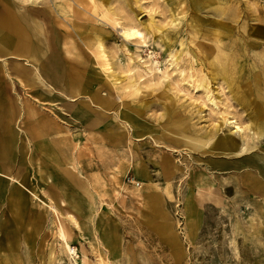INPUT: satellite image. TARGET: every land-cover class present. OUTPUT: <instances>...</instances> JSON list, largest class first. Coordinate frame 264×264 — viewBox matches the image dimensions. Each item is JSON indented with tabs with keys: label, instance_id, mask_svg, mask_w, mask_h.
Instances as JSON below:
<instances>
[{
	"label": "rangeland",
	"instance_id": "obj_1",
	"mask_svg": "<svg viewBox=\"0 0 264 264\" xmlns=\"http://www.w3.org/2000/svg\"><path fill=\"white\" fill-rule=\"evenodd\" d=\"M4 9L0 264H264V0Z\"/></svg>",
	"mask_w": 264,
	"mask_h": 264
},
{
	"label": "crops",
	"instance_id": "obj_2",
	"mask_svg": "<svg viewBox=\"0 0 264 264\" xmlns=\"http://www.w3.org/2000/svg\"><path fill=\"white\" fill-rule=\"evenodd\" d=\"M21 24V20L13 18L12 15L9 14V10L4 9L0 11V29H3L4 32L2 35H0V52H2L0 55L4 53L7 54L9 51H14V53L19 56L30 54L31 38L28 36L26 28L21 26ZM14 74L23 82L32 84L29 73L25 71L24 68L14 69ZM8 99L9 98L6 96L4 88L0 85V116L9 115V117H16V109H14L12 112V108H10L9 112H6L2 107L3 101ZM9 122L11 123V118L8 120H0V149L10 148L12 147L13 143H15L16 135ZM3 155L4 154L0 152V156ZM1 164L2 163H0V171L4 169Z\"/></svg>",
	"mask_w": 264,
	"mask_h": 264
},
{
	"label": "bare ground",
	"instance_id": "obj_3",
	"mask_svg": "<svg viewBox=\"0 0 264 264\" xmlns=\"http://www.w3.org/2000/svg\"><path fill=\"white\" fill-rule=\"evenodd\" d=\"M224 1V0H223ZM229 3V2H228ZM230 7V6H229ZM225 8V7H224ZM219 10V9H218ZM226 10V9H225ZM217 12V11H216ZM259 20V19H258ZM247 21V20H246ZM251 24V23H250ZM252 27V26H251ZM21 34V33H20ZM26 35V34H25ZM121 35H122V37L125 39V40H132V39H141L142 38V32L139 30V29H137L135 26L133 27H125L122 31H121ZM241 35V34H240ZM261 42V41H260ZM258 44H260V43H255L254 45H255V47H257L258 46ZM99 45V44H98ZM205 46V45H204ZM223 46V45H222ZM232 46V45H231ZM243 46V45H242ZM94 47H95V45H94ZM2 48V47H1ZM100 48H101V46H100ZM198 48V47H197ZM239 48V47H238ZM201 48L199 47V50H200ZM235 51V50H234ZM6 52V51H5ZM0 53H2V52H0ZM201 53H202V51H201ZM242 53H244V52H242ZM5 54V53H4ZM104 54V53H103ZM205 54V53H204ZM214 54H215V52H214ZM213 54V55H214ZM208 55H209V53H208ZM212 55V56H213ZM237 55H239V54H237ZM103 59H105L104 57H102ZM209 58V57H208ZM211 58V57H210ZM213 58V57H212ZM235 57H232V59H234ZM197 59V58H196ZM218 59V58H217ZM108 60V59H107ZM107 60H105V61H107ZM208 60V59H207ZM225 60V59H224ZM227 61V59L224 61V62H226ZM257 62H260V63H262L263 65H264V61H262V60H257ZM221 64H223V63H221ZM224 65V64H223ZM254 65V64H253ZM106 66V65H105ZM225 66V65H224ZM226 67V66H225ZM232 67V66H231ZM106 68V67H105ZM234 68V67H233ZM255 68V67H254ZM108 69V68H107ZM256 69V68H255ZM259 72V71H258ZM257 75H258V73H257ZM31 81V80H30ZM29 81V82H30ZM10 123V122H9ZM236 123V122H235ZM235 123H231L232 125H233V129L234 130H236L237 132L240 130V127H238V126H235ZM232 127V126H231ZM11 131V130H10ZM234 132V131H233ZM46 134V133H45ZM209 140V139H208ZM11 145V144H10ZM8 168V167H7ZM14 201V200H13ZM13 204H15L14 206H16L17 204L16 203H13ZM18 210V209H17ZM25 213V212H24ZM62 228V227H61ZM59 236L60 237H63V239H64V235H63V230L62 231H60L59 233ZM66 234V233H65ZM66 236V235H65ZM66 238V237H65Z\"/></svg>",
	"mask_w": 264,
	"mask_h": 264
}]
</instances>
